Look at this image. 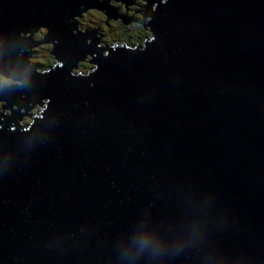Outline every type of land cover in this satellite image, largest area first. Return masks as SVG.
Wrapping results in <instances>:
<instances>
[{"label":"water","instance_id":"1","mask_svg":"<svg viewBox=\"0 0 264 264\" xmlns=\"http://www.w3.org/2000/svg\"><path fill=\"white\" fill-rule=\"evenodd\" d=\"M85 7L133 21L0 0V264H264V0H143V50L77 30Z\"/></svg>","mask_w":264,"mask_h":264},{"label":"rangeland","instance_id":"2","mask_svg":"<svg viewBox=\"0 0 264 264\" xmlns=\"http://www.w3.org/2000/svg\"><path fill=\"white\" fill-rule=\"evenodd\" d=\"M113 2L115 4L117 3L116 1H113ZM120 7L122 8V6H120ZM134 7L135 6H130L129 13L131 15H133L132 11L136 10ZM91 10H96V12H88L85 15H82L80 17L78 16V14L75 15L74 18H80V21H79V25L80 26H84L85 24H87V25L90 24L91 25L92 23L100 22L101 18H103L102 15L100 14L102 12L97 13V9H91ZM123 12H127L128 13L127 10H124ZM121 27L123 28L125 26L121 25ZM46 32H47V27L43 26V25H40V27H38L36 31L32 32V35H31L32 40H42L44 38V34ZM145 33L146 34L143 36V39L141 41L136 42L137 45L141 46V45H143V41L149 40L150 35H149V33H148V31L146 29H145ZM19 34L21 36H27V35L30 34V31L20 32ZM112 36L113 35H112L111 32L106 34V37H112ZM115 42L120 43L121 41H115ZM121 44H125V42H121ZM21 49H22V51H24L23 47ZM49 50H51V43L39 42V43L31 46L27 61L28 62H32V63L40 64L39 62H36V58L40 57L43 60V57H47L48 61L51 62V61L54 60V58H53V55H52L53 53L49 52ZM46 53L48 55L50 54L51 56L50 57L48 55L45 56ZM86 58H89V59H86ZM79 61H80V64L75 63V68H74V71H76L77 73L81 72L78 69H81V68L86 69L85 67L89 68V67H91V65H93V63L91 61V58H90V55H88V57L87 56L82 57V59H79ZM41 64L42 65H46V66L49 65V63H47V62L41 63ZM16 82H18V80H16V78L12 79V78H8L5 75H0V87H5L6 85H9L10 83L15 84ZM1 104H4L3 100L0 101V110H4L3 106H1ZM44 108H45V106L42 105V104H40V106L33 105L29 109L21 108L22 109L21 112H25V117H23V120L30 122V119H32V117L30 115L34 114V117H35V116L39 115L40 114V110H43ZM6 111H10V109L7 108Z\"/></svg>","mask_w":264,"mask_h":264},{"label":"trees","instance_id":"3","mask_svg":"<svg viewBox=\"0 0 264 264\" xmlns=\"http://www.w3.org/2000/svg\"><path fill=\"white\" fill-rule=\"evenodd\" d=\"M142 4H143V0H136L134 5H132V6H135L134 8L136 9V10L132 11L133 18L134 17L135 18L136 17H140L141 20H142V17L140 15H138L139 14L138 9L141 7ZM118 5L122 6V8L120 7L122 12L124 10H126V6H125V9H124V4L118 3ZM89 12H96V10H91ZM97 13H100V12L97 11ZM128 13H129V10H128ZM101 15L104 18V15L103 14H101ZM111 22H113V20L109 21V22H107V21L103 22L102 19H101L99 23H96L97 25L100 26V30H101V32L103 34V40L105 42L112 43L114 40H118V41H121V42H125L127 44L129 43V44L135 45L136 42L141 41L143 39V36L146 34L145 33V29L146 28H145L144 24L141 21H139V20L135 19V20L131 21L128 25L123 24L122 26H125L123 28L121 27V24L118 23L117 21L114 22L113 24H111ZM110 30H114L115 34L112 37H106V34L110 33L109 32ZM51 50H52V43H51ZM47 55L48 54L46 53L45 56H47ZM48 56L50 57L51 55L49 54ZM86 56L88 57V55H86ZM80 59H82V58H80ZM86 59H89V58H86ZM36 62H39L40 64L47 62V63H49L48 66H51V67L55 66L54 60L51 61L52 62L51 63L50 61H48L47 57H43V60L40 57H38V58H36ZM76 63L80 64V61L77 60ZM91 67H93V65H91ZM91 67H89V68L85 67L86 69L81 68V69H78V70L79 71H88ZM73 72H76V71L73 70ZM28 122L29 121H25V124H27Z\"/></svg>","mask_w":264,"mask_h":264},{"label":"bare ground","instance_id":"4","mask_svg":"<svg viewBox=\"0 0 264 264\" xmlns=\"http://www.w3.org/2000/svg\"><path fill=\"white\" fill-rule=\"evenodd\" d=\"M113 7H114V9L122 16V17H128L127 15L125 16V13H122L121 12V10H120V7L119 6H117V5H115V4H113V1H116V2H122V3H124V1L123 0H107ZM159 1V0H158ZM129 5H131V4H125V6L126 7H128ZM91 9H97V10H100L99 8H96V7H85V12H87V11H89V10H91ZM101 11V10H100ZM85 12H83V13H79L78 14V16L80 17V16H82ZM107 17V20H110V19H121V18H119V17H109V16H106ZM125 23H128V22H125ZM74 24H77V30H96V29H93V28H80L79 27V21H78V18H76L75 19V21H74ZM40 27V26H39ZM74 32H76V30L74 29L73 30ZM20 32H22V31H20ZM19 32V33H20ZM23 32H25V31H23ZM149 39H151V37L149 38ZM107 47H108V49H129V50H132V49H130V48H132V47H136V45L135 46H129V45H126V44H114V45H111V44H107L106 45ZM22 48V47H21ZM20 48V51H22V49ZM101 51H104V49H100ZM139 50H143V46H139ZM5 54H7V52H5ZM18 54H21V52H18ZM80 59V58H79ZM79 59H77V60H79ZM77 60H74V62H73V65H72V67H71V70H70V73L74 70V68H75V63L77 62ZM28 62V61H27ZM53 67H55V66H53ZM57 67H61V63H57ZM83 74H88V73H86L85 71L83 72ZM8 78H12V79H15L16 78V80H18V77H11V76H7ZM10 86L9 87H18V82H16L15 84H12V83H10L9 84ZM21 96H24V93H22L21 94ZM46 99L47 98H44V99H42V100H40V104H44L45 105V108H47V103H45V101H46ZM4 101V100H3ZM15 104V103H14ZM28 104L29 105H31L32 104V102H28ZM15 106V105H14ZM21 107H20V112H21ZM20 112H16V113H20ZM25 114H21L20 115V124H23V123H21V118L24 116ZM9 116V115H8ZM32 117V116H31ZM34 119H38V118H34ZM11 122V121H10Z\"/></svg>","mask_w":264,"mask_h":264},{"label":"flooded vegetation","instance_id":"5","mask_svg":"<svg viewBox=\"0 0 264 264\" xmlns=\"http://www.w3.org/2000/svg\"><path fill=\"white\" fill-rule=\"evenodd\" d=\"M135 2H136V0H135ZM134 2V3H135ZM118 3V2H117ZM115 4L114 2H113V4H115V5H117V6H119L118 4ZM119 3H121V4H124V3H122V2H119ZM132 5H134V4H131V5H129L128 7H126V10L128 11V10H130V6H132ZM142 6H143V4L141 5V7L138 9V11L140 12V10H141V8H142ZM120 7V6H119ZM121 10V9H120ZM89 11H91V10H89ZM89 11H87V12H85L83 15H85L86 13H88ZM98 12H102V11H100V10H97ZM122 12V11H121ZM122 13H125V16L127 15L128 17H131L133 20H139V21H141L143 24H144V26H145V24L147 23V21L149 20V18L148 17H144V16H141L142 17V20H141V18L140 17H134L133 18V16L131 15V14H127L126 12H122ZM101 14H103L104 15V18H101L102 19V21L104 22V21H107V22H109V21H112L113 20V22H111V24H113L114 22H118V23H120L121 25H123V24H125V25H128L131 21H129L128 23H121V19H110V20H107V17H106V15L102 12ZM78 21H80V18H78ZM96 23H99V22H96ZM96 23H92L91 25L89 24V25H87V24H85L84 26H80L79 25V27L80 28H93V29H96L97 31H98V33L100 34V36H101V38L103 39V34H102V32H101V30H100V26L99 25H97ZM114 28V27H113ZM109 32H111L112 33V35H114L115 34V32H114V30H110ZM104 41V40H103ZM115 41H118V40H114L112 43H108V42H105L104 41V43L107 45V44H111V45H114V44H121V42L120 43H118V42H115ZM126 45H129V46H135V45H132V44H127V43H125ZM44 105V104H43ZM45 106V105H44ZM5 109V108H4ZM8 109H9V107H8ZM1 111V110H0ZM8 112H10V111H7V113ZM41 114V113H40ZM30 116H32V119H34L33 117H34V114H31ZM23 117H25V115L23 116ZM23 117L21 118V123H23V124H25V120H23ZM27 124H30V122H28Z\"/></svg>","mask_w":264,"mask_h":264}]
</instances>
